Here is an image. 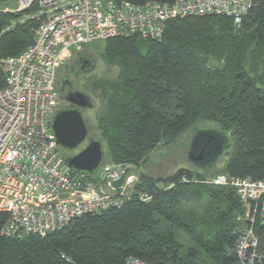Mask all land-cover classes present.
<instances>
[{
	"label": "trees",
	"instance_id": "trees-1",
	"mask_svg": "<svg viewBox=\"0 0 264 264\" xmlns=\"http://www.w3.org/2000/svg\"><path fill=\"white\" fill-rule=\"evenodd\" d=\"M36 9H0V57L18 56L34 41L38 23L32 20L1 33ZM101 52L119 68L116 80L94 83L112 89L100 127L110 164L142 167L161 143H174L204 122L224 133L233 150L211 176L206 169L218 160L165 178L142 171L136 193L150 199L133 197L46 235H4L9 214L1 212L0 264H129L130 258L143 264H247L237 247V226L253 204L240 200L232 186L206 181L221 173L264 178V0H255L239 25L223 15L172 19L160 40L116 37L105 40ZM5 82L0 64V89ZM257 216L253 264H264V221Z\"/></svg>",
	"mask_w": 264,
	"mask_h": 264
},
{
	"label": "built area",
	"instance_id": "built-area-1",
	"mask_svg": "<svg viewBox=\"0 0 264 264\" xmlns=\"http://www.w3.org/2000/svg\"><path fill=\"white\" fill-rule=\"evenodd\" d=\"M11 1V0H0ZM15 8L4 12L24 14L6 26L1 34L32 20L38 23L34 41L18 56L0 57L6 71L0 89V213L9 219L2 233L46 235L67 227L88 213L121 207L136 193L137 176L129 165L106 164L100 174L76 173L65 165L57 144L52 120L57 113L60 91L59 69L80 47L95 41L137 36L162 39L167 23L189 16L223 15L239 25L255 0H174L135 4L126 0H16ZM127 168L120 187L114 186ZM184 181L188 179L184 178ZM215 185L232 186L250 205L238 218V250L253 264L259 241L254 223L264 221V178L217 174L207 179ZM171 187V185L169 186ZM129 264H143L130 258Z\"/></svg>",
	"mask_w": 264,
	"mask_h": 264
},
{
	"label": "rangeland",
	"instance_id": "rangeland-1",
	"mask_svg": "<svg viewBox=\"0 0 264 264\" xmlns=\"http://www.w3.org/2000/svg\"><path fill=\"white\" fill-rule=\"evenodd\" d=\"M17 5L16 0L11 1H0V9L3 10L7 7L15 8ZM104 41H95L86 46L80 47L78 53H74L73 57L67 62V64L59 69L57 76L58 86L60 89L61 83L65 78H67V71L70 70L73 60L77 58V55L82 52L83 55L95 59L96 66L95 69L89 72H84L80 68L76 73H71L68 79H71L74 85V89L84 92L89 95L92 107L88 109L81 108L83 117L86 121L89 136L98 138L103 142L104 149V163L96 171L100 174L102 167L106 164H110V151L106 139L103 138L102 129L100 128L103 123V117L107 112V101L108 96L111 94L112 89H107L104 91V88H96L94 83H104L106 81H114L119 75V68L117 66L110 65L109 62L102 56ZM70 66L66 68V66ZM60 102L59 107L64 108L69 104L66 101L65 96L66 92L60 91ZM211 126L209 123H200L199 128L203 129L205 127ZM212 127V126H211ZM215 127V126H214ZM198 130L192 128L182 134L180 137L175 140L174 143H161L155 150H153L148 158V161L142 167H136L132 170L133 174L137 176L136 183L140 181V172L144 171L148 175L154 178H165L174 173L177 169L181 168H198L189 160V149L193 145L195 135ZM194 134V135H193ZM87 141V139H86ZM84 142L85 144L87 142ZM83 143V144H84ZM233 144V142H232ZM85 146V145H84ZM80 148V147H78ZM77 148V149H78ZM233 150V146L229 151L223 155L218 161L214 164L213 167L206 169L207 176H211L221 170L224 161L227 159L229 153ZM62 154L65 157L70 156L68 150L61 149ZM131 167V166H130ZM137 194H143L137 191Z\"/></svg>",
	"mask_w": 264,
	"mask_h": 264
},
{
	"label": "water",
	"instance_id": "water-1",
	"mask_svg": "<svg viewBox=\"0 0 264 264\" xmlns=\"http://www.w3.org/2000/svg\"><path fill=\"white\" fill-rule=\"evenodd\" d=\"M95 59H90V65L83 69L89 72L95 69ZM73 73L72 71L69 74ZM66 101L78 108L61 109L53 117L52 129L57 144L64 150H75L83 144L89 135L86 121L81 108L92 107L90 97L81 91H71L66 95ZM193 145L189 149V160L198 168H205L214 164L219 157L231 147L227 136L213 128L197 129ZM194 135V134H193ZM65 165L76 173L93 175L104 163V149L102 140L92 137L88 145L75 155L65 157ZM114 181L115 187H120L127 173Z\"/></svg>",
	"mask_w": 264,
	"mask_h": 264
},
{
	"label": "flooded vegetation",
	"instance_id": "flooded-vegetation-1",
	"mask_svg": "<svg viewBox=\"0 0 264 264\" xmlns=\"http://www.w3.org/2000/svg\"><path fill=\"white\" fill-rule=\"evenodd\" d=\"M90 59L91 57H88V56H85V55H77V58L73 60V63H72V66H66V68H69L70 67V70L67 71V78H65L63 80V82L61 83V86H60V91L61 92H66V95L68 94V92H71V91H78V90H75L74 89V85H73V82L71 79H68L69 78V72H73V73H76V71L78 70V68H80L81 70H83L84 68H86L87 66L90 65ZM89 96V95H88ZM65 99H66V96H65ZM91 100V99H90ZM73 108H78L76 105L74 104H71L69 102V104H67V106H65L64 108H59V110L61 109H73ZM90 108V107H89ZM83 109H88V108H83ZM57 111V112H58ZM92 138V136H89L88 135V138H87V143L85 144H81L78 148V149H75V150H71L69 151L70 155H75L77 154L78 152H80L81 150H83L87 145H88V142L89 140ZM85 145V146H84Z\"/></svg>",
	"mask_w": 264,
	"mask_h": 264
},
{
	"label": "crops",
	"instance_id": "crops-1",
	"mask_svg": "<svg viewBox=\"0 0 264 264\" xmlns=\"http://www.w3.org/2000/svg\"><path fill=\"white\" fill-rule=\"evenodd\" d=\"M225 163H226V160L224 161L223 166L225 165ZM223 166H222V167H223Z\"/></svg>",
	"mask_w": 264,
	"mask_h": 264
},
{
	"label": "bare ground",
	"instance_id": "bare-ground-1",
	"mask_svg": "<svg viewBox=\"0 0 264 264\" xmlns=\"http://www.w3.org/2000/svg\"><path fill=\"white\" fill-rule=\"evenodd\" d=\"M236 221H237V219H236ZM261 222V221H260ZM260 224V223H259ZM257 234V233H256Z\"/></svg>",
	"mask_w": 264,
	"mask_h": 264
}]
</instances>
